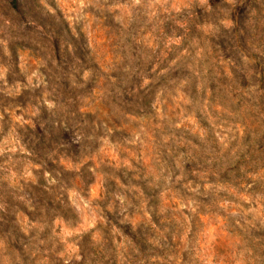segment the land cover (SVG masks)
<instances>
[{
    "label": "clouds",
    "instance_id": "clouds-1",
    "mask_svg": "<svg viewBox=\"0 0 264 264\" xmlns=\"http://www.w3.org/2000/svg\"><path fill=\"white\" fill-rule=\"evenodd\" d=\"M0 264H264V0H0Z\"/></svg>",
    "mask_w": 264,
    "mask_h": 264
}]
</instances>
